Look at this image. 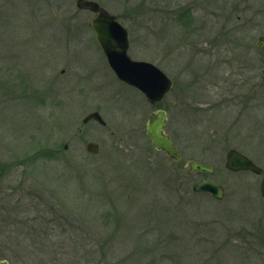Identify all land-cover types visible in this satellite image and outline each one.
<instances>
[{"label": "rangeland", "instance_id": "rangeland-1", "mask_svg": "<svg viewBox=\"0 0 264 264\" xmlns=\"http://www.w3.org/2000/svg\"><path fill=\"white\" fill-rule=\"evenodd\" d=\"M97 1L123 17L134 59L175 88L153 106L119 84L76 0H0V264H264L263 250L228 234L244 226L227 223L228 210L261 203V176L225 167L226 150L241 146L224 130L233 110L190 111L188 80L206 70L194 56L206 49L217 0ZM159 109L179 163L146 134ZM95 111L105 127L83 123ZM256 129L263 137L264 126ZM90 142L99 154L88 153ZM189 161L214 171L190 175ZM204 180L230 195L194 192Z\"/></svg>", "mask_w": 264, "mask_h": 264}, {"label": "flooded vegetation", "instance_id": "flooded-vegetation-1", "mask_svg": "<svg viewBox=\"0 0 264 264\" xmlns=\"http://www.w3.org/2000/svg\"><path fill=\"white\" fill-rule=\"evenodd\" d=\"M89 1H94L109 14L114 15L127 30L126 32L129 31L120 14L116 15L102 2ZM217 2L216 14L211 12L207 17L209 21H214L205 24L203 28V31L206 32L203 35L209 37L203 40L206 49L201 51V55L194 56L196 59L205 60L207 66L203 68L206 69L203 72H193L188 80V96L191 103V110H189L193 117L201 115L203 111L233 110L234 121L227 124L224 130L232 140L240 142L241 146L229 148L226 151L235 150L241 153L260 167L264 174V136L255 134L258 132L256 129L258 126H264L263 116L260 118L261 120H258L257 114L259 101L260 105L263 104L261 100L264 101V0H217ZM78 10L90 14L91 18L95 15L89 10L79 8ZM193 26L194 23L191 22L189 27L193 28ZM88 27L90 29L89 24ZM128 38L129 51L127 53L131 49L130 32H128ZM93 41L96 44V50L102 54V59L106 62L94 34ZM129 55L134 59L131 53ZM138 60L141 61V56ZM171 80L173 91L176 84L173 79ZM119 84L122 83L119 82ZM122 85L128 87L125 84ZM172 91L170 92L172 93ZM257 137H260L259 145L254 141ZM253 148H257V156L250 152ZM242 172L253 173L250 170L234 173ZM221 187L224 194L221 200H217L210 193L206 194L223 202L229 193L224 186ZM255 191L260 195L261 203L245 202L243 205L234 207L232 213H229L228 210L226 212L229 214L226 216L227 223H242L244 226L242 228L241 226H227V229H231L228 230L231 238L242 240L241 248L264 251V222L262 219L264 217V198L260 193V185ZM255 212H259L260 215L252 216L251 214ZM254 217L256 219L259 217V219L253 222ZM233 229L234 231H232ZM232 232L234 233L232 234Z\"/></svg>", "mask_w": 264, "mask_h": 264}, {"label": "water", "instance_id": "water-1", "mask_svg": "<svg viewBox=\"0 0 264 264\" xmlns=\"http://www.w3.org/2000/svg\"><path fill=\"white\" fill-rule=\"evenodd\" d=\"M75 4L77 8L89 10L95 14L88 24L98 41L97 44H99L106 57V64H108L115 77L120 82L139 91L147 103L157 105L163 102L172 91V80L154 64L130 57L127 53L129 51L128 32L118 22L117 18L94 1L76 0ZM89 121H96L100 126H106V122L99 112H92L85 116L83 123L87 125ZM167 122L168 117L164 110L151 113L148 116L146 134L155 150L163 152L169 159L178 163L182 159V154L166 133ZM85 148L92 155L99 154L100 147L97 143L90 142ZM225 161L226 169L229 171L250 170L256 175L262 174L260 167L235 150L228 151ZM184 168L189 174H212L214 171L212 168L196 161L187 162ZM193 191L210 193L217 200L224 197L223 188L210 180H204L202 183L195 185ZM260 192L264 198V175L261 179ZM1 264H7V262L3 261Z\"/></svg>", "mask_w": 264, "mask_h": 264}]
</instances>
